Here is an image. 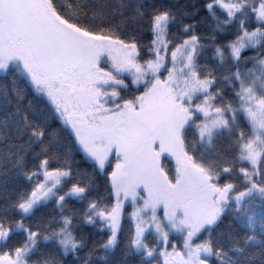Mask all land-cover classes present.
I'll return each instance as SVG.
<instances>
[{"label": "snow or ice", "instance_id": "obj_1", "mask_svg": "<svg viewBox=\"0 0 264 264\" xmlns=\"http://www.w3.org/2000/svg\"><path fill=\"white\" fill-rule=\"evenodd\" d=\"M0 264H264V0H0Z\"/></svg>", "mask_w": 264, "mask_h": 264}]
</instances>
